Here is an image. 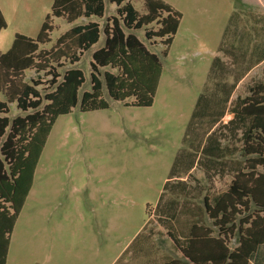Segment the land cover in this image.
Listing matches in <instances>:
<instances>
[{"label":"rangeland","instance_id":"1","mask_svg":"<svg viewBox=\"0 0 264 264\" xmlns=\"http://www.w3.org/2000/svg\"><path fill=\"white\" fill-rule=\"evenodd\" d=\"M52 1L28 0L27 8H23L22 0H15L14 10L11 0H0L7 24L0 32V52L10 48L15 33L35 37L51 11ZM162 1L181 13L167 55H162L160 43L148 42L144 28L135 31L162 64L152 105H125L104 90L108 108L81 112L76 106L57 117L35 168L33 191L22 211L29 223L33 220L29 227L36 230L27 239L32 256L17 264H147L146 257L163 254L184 260L155 209L161 193H166L163 186L176 156L194 151L198 163L207 143L210 132L205 135L203 128L186 133L199 95L211 97L219 81L230 86L246 72L234 84L226 113L212 129L230 163L223 170L211 165L207 172L201 166L205 157H201L200 165L191 169L186 180L190 188L196 187L192 189L194 200L202 205L206 195L212 202L228 187L234 172L231 165L244 161L247 122L238 120L232 108L237 98L249 94L251 85L264 81V55L259 56L264 50V9L246 10L241 0ZM104 4L103 18H92L101 27L106 17L116 14L115 3L104 0ZM133 4L140 13L145 11L142 0ZM52 23L51 40L39 48L49 49L71 26L59 17H54ZM103 43L101 32L97 43L75 64L85 76L79 97L90 90L92 52ZM215 57L228 73H211ZM259 58L263 60L256 63ZM69 66H61L60 73ZM24 78L44 82L38 87L42 94L50 88L49 78L35 70L25 72ZM218 95L222 93L218 91ZM18 114L23 113L10 104L9 117ZM194 155L185 160L194 159ZM180 174L178 168L175 175ZM177 180L175 176L173 181ZM204 224L217 235L207 216ZM236 244L237 237L230 238L229 246ZM139 248L147 255L137 260L133 254ZM257 257L264 260V245L252 255Z\"/></svg>","mask_w":264,"mask_h":264},{"label":"trees","instance_id":"2","mask_svg":"<svg viewBox=\"0 0 264 264\" xmlns=\"http://www.w3.org/2000/svg\"><path fill=\"white\" fill-rule=\"evenodd\" d=\"M109 1L116 4V14L106 17L101 27L92 18H103L104 0H53L51 11L35 37L15 33L10 48L0 52V264H6L10 235L57 117L76 106L81 112L108 108L104 90L110 98L124 101L125 105L146 107L153 103L162 64L135 31L144 28L148 42L160 43L165 56L181 13L162 0H142L143 13L134 7L135 0ZM241 3L249 11L263 8L260 0H241ZM54 17L63 18L71 26L49 49L39 48L51 40ZM80 19L86 22L77 23ZM6 26L0 10V32ZM101 32L104 43L92 52L90 61V90L83 91L79 97L85 76L75 64L84 51L97 43ZM262 60L259 58L256 63ZM65 63L70 66L60 73L59 68ZM31 70L49 78L50 88L46 93L39 90L44 82L38 78L25 80V72ZM217 70L228 73L215 57L211 73ZM245 74L240 73L230 86L219 81L211 97L200 94L195 103L186 133L200 128L205 135L210 132L201 150V157H205L201 166L207 172L211 165L223 170L230 163L224 158L225 152L212 129L226 113L234 84ZM10 104L23 114L10 118ZM232 111L238 120L247 122L243 132L244 161L231 165L234 172L226 190L212 202L205 195L200 205L193 198L192 189L196 187L190 188L186 180L191 169L200 165L201 157L196 163L194 151L176 156L163 186L166 193H161L155 211L168 227L167 234L184 260L163 254L146 257L147 264L152 260L151 264H250L252 255L264 242V81L254 83L249 94L237 98ZM200 145L201 142L197 149ZM188 155H194V159L186 161ZM178 168L182 174L175 175ZM175 176L177 181H173ZM146 210L151 211L149 206ZM205 216L217 229V235L204 224ZM232 237H237L234 247L229 246Z\"/></svg>","mask_w":264,"mask_h":264},{"label":"crops","instance_id":"3","mask_svg":"<svg viewBox=\"0 0 264 264\" xmlns=\"http://www.w3.org/2000/svg\"><path fill=\"white\" fill-rule=\"evenodd\" d=\"M11 1H12V3H14V4H12V6L15 7L13 9L16 10L17 4H16L15 0H11ZM27 1L28 0H22V3H23L22 7L23 8H27V6H28ZM260 4L263 5V1L260 0ZM263 9H264V7H263ZM0 10H1V12H2V14L6 20V17H5V14L3 12L1 5H0ZM241 36H242V34H241ZM262 49H264V47H262ZM259 53H260L259 56L262 57L264 55V50L260 51ZM190 172H192V170ZM34 174H35V171H34ZM33 184H34V181H33ZM32 189H33V185L31 187L29 194H28V196L24 202V205H23V207H22V209H21V211L17 217L13 231L10 235V243H9V250H8V254H7L6 264H12V263L17 264L18 261L19 262L26 261L27 259H29V257L32 256L30 251H28L30 248H29V245L27 244V239H28L29 235L30 236L35 235L36 230L29 227V224L33 220L29 223L28 219L26 217H23V214H22L24 206L26 205V203H27L32 191H33ZM261 245H264V242ZM138 251L139 252L136 255L137 260H139L140 258H144L147 255L144 252V249H142V248H139ZM256 251H258V248ZM152 257H154V256H152ZM250 264H264V260H261V258H258V257L257 258H251Z\"/></svg>","mask_w":264,"mask_h":264}]
</instances>
